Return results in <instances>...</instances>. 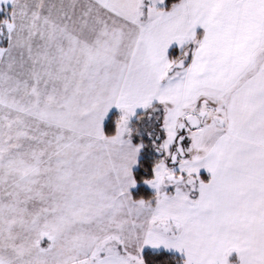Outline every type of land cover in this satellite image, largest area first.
<instances>
[{
	"label": "snow or ice",
	"instance_id": "6c2138e0",
	"mask_svg": "<svg viewBox=\"0 0 264 264\" xmlns=\"http://www.w3.org/2000/svg\"><path fill=\"white\" fill-rule=\"evenodd\" d=\"M0 264H264V0H0Z\"/></svg>",
	"mask_w": 264,
	"mask_h": 264
}]
</instances>
